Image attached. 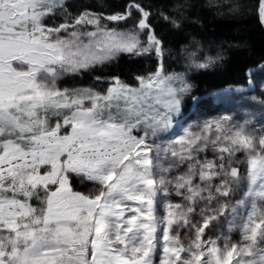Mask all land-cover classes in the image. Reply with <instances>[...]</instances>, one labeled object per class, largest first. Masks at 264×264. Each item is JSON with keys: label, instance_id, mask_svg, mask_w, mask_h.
I'll list each match as a JSON object with an SVG mask.
<instances>
[{"label": "snow or ice", "instance_id": "obj_1", "mask_svg": "<svg viewBox=\"0 0 264 264\" xmlns=\"http://www.w3.org/2000/svg\"><path fill=\"white\" fill-rule=\"evenodd\" d=\"M196 7L0 0V264H264V58L198 87L227 56Z\"/></svg>", "mask_w": 264, "mask_h": 264}, {"label": "trees", "instance_id": "obj_2", "mask_svg": "<svg viewBox=\"0 0 264 264\" xmlns=\"http://www.w3.org/2000/svg\"><path fill=\"white\" fill-rule=\"evenodd\" d=\"M77 2L93 6L103 3L106 6L117 7L123 0H77ZM146 2L160 5L171 0H146ZM195 2L197 7L192 10L191 15L198 18L201 23L189 25L187 31L197 39L223 44L227 56L224 67L210 70L209 75L196 81L197 86L208 87L209 91L214 92L220 87L243 84L247 69L258 67L264 58V27L251 12L233 16L218 15V12H226L227 9L215 7L213 4H226L229 0H212V3L210 0H195ZM245 2L252 4L255 0H245ZM167 35L172 41L177 39L175 33H167ZM151 63L139 58L130 59L128 54H123L118 64L105 69L104 74L110 71L120 72L123 79L131 82L133 72L146 69Z\"/></svg>", "mask_w": 264, "mask_h": 264}, {"label": "rangeland", "instance_id": "obj_3", "mask_svg": "<svg viewBox=\"0 0 264 264\" xmlns=\"http://www.w3.org/2000/svg\"><path fill=\"white\" fill-rule=\"evenodd\" d=\"M84 83L87 84V83H89V81H84ZM254 94L258 95V93H254ZM227 99H228L227 97H223V98H220V99H217V98L213 97L212 100H211V103H220L221 100L227 101ZM215 114H216V112H212V115H215ZM176 199H178V198H176ZM214 231H219V230L217 229V230H214ZM237 238H238V233H234L233 234V239L235 240Z\"/></svg>", "mask_w": 264, "mask_h": 264}]
</instances>
